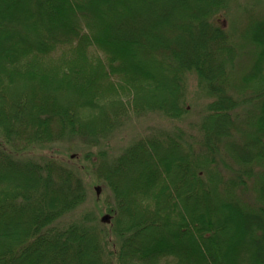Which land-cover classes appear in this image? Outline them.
<instances>
[{
	"label": "trees",
	"instance_id": "obj_1",
	"mask_svg": "<svg viewBox=\"0 0 264 264\" xmlns=\"http://www.w3.org/2000/svg\"><path fill=\"white\" fill-rule=\"evenodd\" d=\"M262 14L0 0V264H264Z\"/></svg>",
	"mask_w": 264,
	"mask_h": 264
},
{
	"label": "rangeland",
	"instance_id": "obj_2",
	"mask_svg": "<svg viewBox=\"0 0 264 264\" xmlns=\"http://www.w3.org/2000/svg\"><path fill=\"white\" fill-rule=\"evenodd\" d=\"M255 8L257 11H260L264 15V0H255ZM225 26L227 24V27H231V18H226L223 20ZM194 86V84H192ZM192 90V89H191ZM189 116V115H188ZM152 122H157L160 124L157 120H150L148 121V116H146V119L144 120L143 117L141 118H132L126 122L123 123L122 126L118 127L114 130V132L109 136L108 142L110 143V152H119V150L123 147V145L126 143V141H131V136H136V138L143 133L142 131L146 129V127H149L148 125H152ZM146 123V126L144 124ZM148 124V125H147ZM165 127L166 125H158ZM134 140V139H133ZM67 149L65 144L61 143H54L53 146L49 150H46L44 153L50 152L56 155L59 151ZM92 197H94V194H91Z\"/></svg>",
	"mask_w": 264,
	"mask_h": 264
},
{
	"label": "water",
	"instance_id": "obj_3",
	"mask_svg": "<svg viewBox=\"0 0 264 264\" xmlns=\"http://www.w3.org/2000/svg\"><path fill=\"white\" fill-rule=\"evenodd\" d=\"M98 189H99V188L96 187V192H97V193H98ZM106 219H107V216H104V217H103V220H106Z\"/></svg>",
	"mask_w": 264,
	"mask_h": 264
}]
</instances>
